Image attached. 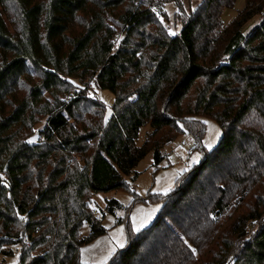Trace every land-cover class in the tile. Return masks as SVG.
<instances>
[{"label":"trees","instance_id":"16d2710c","mask_svg":"<svg viewBox=\"0 0 264 264\" xmlns=\"http://www.w3.org/2000/svg\"><path fill=\"white\" fill-rule=\"evenodd\" d=\"M235 3L202 0L190 12L180 9L182 31L172 35L160 19L166 0H0L4 13L14 7L19 15L13 32L0 11V109L9 99L14 104L1 134L38 107L53 146L85 155L94 142L88 168L58 183L65 172L55 171L35 196L20 198V181L11 185L0 175L4 257L18 243L19 264H82V246L107 233L89 199L130 189L126 177L138 164L153 152L159 166L164 148L185 132L203 149L204 120L211 118L223 130L219 144L158 198L163 207L150 226L134 233L128 224V244L108 264H264V0H247L225 26L223 11ZM30 68L41 83L23 98L19 87ZM71 77L94 78L115 94L108 121L100 100L81 93L64 99L74 89ZM72 121L88 124L86 134ZM146 125L152 131L139 146ZM17 164L14 154L12 177ZM121 207L111 200L106 210ZM15 211L20 221L12 220ZM86 223L91 233L84 238Z\"/></svg>","mask_w":264,"mask_h":264},{"label":"rangeland","instance_id":"374dc122","mask_svg":"<svg viewBox=\"0 0 264 264\" xmlns=\"http://www.w3.org/2000/svg\"><path fill=\"white\" fill-rule=\"evenodd\" d=\"M202 0H166L165 14L161 17L163 24L168 28L169 32L179 34L182 31V24L175 20V15L179 13L180 9L190 12L194 10ZM247 0H236L234 7L225 9L222 14V22L225 26L230 25L239 12L246 7ZM7 26L10 31L16 30L17 25L13 24V20L18 22V12L16 8L10 7L8 12H3L0 8ZM258 20L252 21L249 25L254 26ZM17 24V23H16ZM150 29H156L155 26H149ZM120 33V28H117ZM155 32V31H154ZM122 37L118 39L117 46L119 45ZM139 38L136 39L138 41ZM40 73L31 69L27 80H23L19 87L20 97H26L32 86L41 83ZM29 78V79H28ZM74 84V89L67 95L83 94L85 96L94 97L100 100L105 105V120L111 117L115 104V94L108 89L99 88L96 85L94 78L87 77L83 80L77 77L70 79ZM66 95V96H67ZM65 96V97H66ZM64 97V99H65ZM63 98V97H62ZM46 100H50V96L45 95ZM44 99V100H45ZM43 100V102H44ZM92 106L90 105L89 108ZM97 109L96 107H92ZM14 110V104L9 99L4 107L0 109V124L8 117ZM38 107L29 112V116L23 124H14L11 129L2 133L0 128V136L3 137V147H0V168L3 170L2 178L14 184L15 178L20 181L21 195L23 197L35 196L42 189L47 188L50 184L51 177L55 171H64V175L56 178V182L65 181L70 174L80 172L84 168H88L91 163V157L94 153V142L87 143L91 147L85 155H80L69 149H60L49 143L43 131L47 125V117L40 115ZM85 112V111H84ZM31 114V115H30ZM88 115L82 113V116ZM90 116H86V120ZM35 122L33 123V121ZM73 122V121H72ZM206 123V133L202 138L203 149H199L192 154H188L187 150L180 147L182 140H194L193 137L185 132L181 134L176 141L166 146L163 150L164 160L159 165H155L154 154L150 152L135 169V176L126 177L130 189H117L108 192L95 193L92 199H89L90 211L102 218L101 223L107 229V233L98 237L89 244L81 248V262L82 264H108L113 255L118 251L124 249L128 244V224L134 233H138L143 229L150 226L157 218L162 210L163 203L159 197H165L171 193L177 186L178 179L181 174L186 173L195 165L202 162L205 153L211 151L216 147L223 135V130L220 125L213 119L207 118L204 120ZM73 125L79 129V133L83 134L85 128H89L88 124ZM152 131L149 125L140 129L138 145L142 146L146 141L148 134ZM86 134V133H84ZM18 158V164L13 166L16 174L12 177L8 174L10 158L13 155ZM51 178V179H50ZM26 195V196H24ZM15 198L11 197V200ZM117 200L122 207L115 209V213H109L106 208L108 202ZM60 217V216H59ZM59 217L56 220H59ZM12 220L20 221V217L16 211L11 214ZM122 219V223L119 221ZM15 221V222H16ZM52 221L50 227L52 228ZM14 222V223H15ZM14 226H19L14 224ZM143 225V226H141ZM47 228V227H46ZM63 232V231H62ZM91 233L89 224H84L81 234L87 238ZM25 242H27L25 240ZM47 245L38 246V250L44 249ZM12 256L4 257L1 254L0 260L4 264H19L20 254L23 249L22 244H11ZM8 250V249H6Z\"/></svg>","mask_w":264,"mask_h":264},{"label":"built area","instance_id":"2783aa9c","mask_svg":"<svg viewBox=\"0 0 264 264\" xmlns=\"http://www.w3.org/2000/svg\"><path fill=\"white\" fill-rule=\"evenodd\" d=\"M75 95V94H74ZM73 95V96H74ZM72 95H67L65 97L66 101H69L72 97ZM180 147L184 148L187 150L188 154H192L195 151L199 150L201 148V145L199 142H197L196 140H182L180 142ZM25 240L28 242L27 237H25Z\"/></svg>","mask_w":264,"mask_h":264},{"label":"snow or ice","instance_id":"6c2138e0","mask_svg":"<svg viewBox=\"0 0 264 264\" xmlns=\"http://www.w3.org/2000/svg\"><path fill=\"white\" fill-rule=\"evenodd\" d=\"M172 35H175V33H172ZM141 226H143V225H141Z\"/></svg>","mask_w":264,"mask_h":264}]
</instances>
